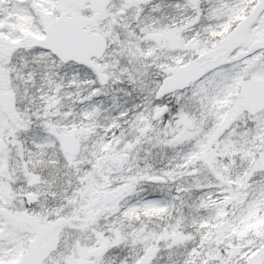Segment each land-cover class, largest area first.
Wrapping results in <instances>:
<instances>
[{"label": "snow or ice", "instance_id": "obj_1", "mask_svg": "<svg viewBox=\"0 0 264 264\" xmlns=\"http://www.w3.org/2000/svg\"><path fill=\"white\" fill-rule=\"evenodd\" d=\"M0 264H264V0H0Z\"/></svg>", "mask_w": 264, "mask_h": 264}]
</instances>
